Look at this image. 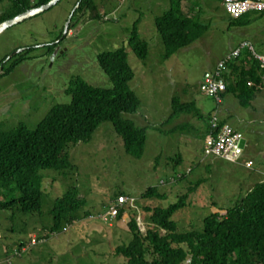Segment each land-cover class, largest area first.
<instances>
[{
	"label": "rangeland",
	"instance_id": "rangeland-1",
	"mask_svg": "<svg viewBox=\"0 0 264 264\" xmlns=\"http://www.w3.org/2000/svg\"><path fill=\"white\" fill-rule=\"evenodd\" d=\"M76 1L58 0L0 31V123L4 128L18 122L34 128L52 105L69 101L65 89L73 78L110 86L96 57L124 46L134 74L128 87L140 103L134 112L122 116L145 128L143 151L138 158L125 153L108 121L99 123L88 141L70 145L69 168L39 170L42 216L19 213L9 217V211H0V264H124L114 254V247L131 237L128 218L134 216L144 233L152 226L144 207H165L184 193L186 205L172 214L180 227L200 228L209 212L224 213L225 207L249 190V184L244 185L246 170L238 163L241 157L230 163L204 153L205 128L214 110L241 132L242 152L254 158L258 147L264 150V94L242 106L228 92L217 105L213 97L199 90L204 76L241 41H248L254 52L264 55V10L247 11L239 16L245 24L229 26L221 0H184V12L197 17L206 28L198 39L165 56L154 21L171 0H96L97 18L89 9L74 12ZM7 6L8 1L1 0L0 17ZM133 29L146 42L144 58L125 43ZM23 49L24 60L3 75L13 60L7 58ZM244 51L254 59L246 48L237 57ZM259 71L262 78L260 67ZM173 97L182 104L193 103L201 117L193 115L192 107L191 112L180 111L170 118ZM153 185L164 198L139 197ZM72 186L85 201L78 213L81 217L58 232L49 231L48 210L54 198ZM119 195L125 197V202L118 203L120 217L100 220L96 213ZM83 212L95 216L82 217ZM17 246L20 256L15 253Z\"/></svg>",
	"mask_w": 264,
	"mask_h": 264
},
{
	"label": "trees",
	"instance_id": "trees-1",
	"mask_svg": "<svg viewBox=\"0 0 264 264\" xmlns=\"http://www.w3.org/2000/svg\"><path fill=\"white\" fill-rule=\"evenodd\" d=\"M7 1V9L0 22L49 0ZM171 1L169 8L154 21L162 38L165 56L198 39L206 28L197 17L181 11L180 0ZM96 7V0H77L74 12L82 13L89 9L92 17L97 18ZM227 16L229 26L247 22ZM125 43L138 57H146V42L139 38L135 29L130 31ZM24 50L13 58L3 75L24 60ZM96 60L110 86L92 85L82 78H73L65 89L70 96L69 101L52 105L34 128L23 122L4 128L0 123V211H9V217L19 213L27 217L42 216V176L39 170L63 171L69 168V146L78 141H88L101 122H110L121 138L125 153L140 157L145 128L122 116L123 113L134 112L140 103L128 87L134 74L127 62L124 46L102 52ZM222 78L225 89L220 96L223 98L231 92L242 106L248 105L254 92L261 88L259 67L246 51L226 63ZM178 100L177 97L171 98L170 118L180 111L189 113L194 107L193 103L182 104ZM194 114L201 117L198 109ZM172 161L174 164L178 162ZM189 188V191L193 189ZM164 195L153 185L139 197L164 198ZM186 195L184 193L165 207L145 206V211L149 212L146 219L152 226L145 228L144 233L139 230L135 217L130 216L127 227L131 237L128 242L115 245L114 254L121 256L124 264H264V181L254 183L232 205L225 207L224 213L209 212L202 218L200 228L180 227L179 222L172 218L176 210L186 205ZM84 204V198L77 194L74 186L54 198L48 210L52 222L48 226L49 231L58 232L63 225H70L81 217L78 213ZM121 212L118 207V218ZM83 214L82 217L91 215L89 212Z\"/></svg>",
	"mask_w": 264,
	"mask_h": 264
},
{
	"label": "built area",
	"instance_id": "built-area-1",
	"mask_svg": "<svg viewBox=\"0 0 264 264\" xmlns=\"http://www.w3.org/2000/svg\"><path fill=\"white\" fill-rule=\"evenodd\" d=\"M225 12L232 18H237L247 11H263L264 0H221ZM248 49L253 58L258 61L259 67L262 70L261 83L264 86V55L254 52L252 45L248 41H241L237 47L225 53V55L217 61L212 72L206 74L202 79L199 90L207 96L213 97L215 103H222L220 93L224 91L225 84L222 78V71L227 62L233 60L239 54L240 50ZM250 83V82H249ZM242 136L240 132L233 129L228 123L220 122L217 116V111L212 112L211 118L208 121V129L204 138V153L205 155L218 156L221 159L237 163V159L241 157ZM250 161H245V166H250ZM125 197L119 195L115 204H111L108 208L99 213L97 216L104 222H109L117 214L118 203L125 202ZM20 250H15L19 252ZM18 254V255H19Z\"/></svg>",
	"mask_w": 264,
	"mask_h": 264
},
{
	"label": "crops",
	"instance_id": "crops-1",
	"mask_svg": "<svg viewBox=\"0 0 264 264\" xmlns=\"http://www.w3.org/2000/svg\"><path fill=\"white\" fill-rule=\"evenodd\" d=\"M186 1V0H185ZM184 0H180V7H181V11L184 12L183 10V3ZM185 13V12H184ZM186 14V13H185ZM262 89H264V86H262L261 88H258L257 91L254 92L253 94V98H255L258 94H264V90L262 91ZM262 91V92H261ZM224 99V97H223ZM251 99V100H252ZM222 104V103H221ZM220 104V105H221ZM220 120L222 122H226V118L222 117L220 118ZM229 124V123H228ZM230 125V124H229ZM231 126V125H230ZM207 127L208 125H206V128H205V134L207 133ZM233 129L237 130L234 126H231ZM238 132H240L239 130H237ZM241 134V132H240ZM244 143V141H243ZM245 161H250L251 162V165L250 166H245L244 165V162ZM239 164H241L244 169L246 170V172L244 173V179H245V183L244 185L247 186V184H249V187L248 189L254 184V183H257V182H260V181H264V150L261 149V148H257L256 152H255V156L254 158H252L251 156L245 154L244 152H242V155H241V158H240V161L238 162ZM189 170V168H186L185 171ZM184 171V172H185ZM202 179H200L199 182H201ZM197 181V183H199ZM162 182H160L161 184ZM247 189V190H248ZM246 193V192H245ZM244 193V194H245ZM238 198V197H237ZM236 200V198H235ZM114 200H111L110 201V204L113 202ZM109 203H107L108 205ZM90 214V213H89Z\"/></svg>",
	"mask_w": 264,
	"mask_h": 264
},
{
	"label": "water",
	"instance_id": "water-1",
	"mask_svg": "<svg viewBox=\"0 0 264 264\" xmlns=\"http://www.w3.org/2000/svg\"><path fill=\"white\" fill-rule=\"evenodd\" d=\"M58 0H49L47 1L46 3L42 4V5H39L37 7H32V8H29L17 15H15L14 17H11L9 19H6L4 21H2L0 23V31L2 29H4L5 27L15 23V22H18L28 16H31L33 14H36V13H39L47 8H49L50 6L54 5ZM66 31V30H65Z\"/></svg>",
	"mask_w": 264,
	"mask_h": 264
},
{
	"label": "clouds",
	"instance_id": "clouds-1",
	"mask_svg": "<svg viewBox=\"0 0 264 264\" xmlns=\"http://www.w3.org/2000/svg\"><path fill=\"white\" fill-rule=\"evenodd\" d=\"M219 120H220V118H219ZM220 121H221V120H220ZM221 122H222V121H221ZM207 125H208V123H207ZM207 129H208V128H207ZM205 135H206V134H205ZM114 202H115V201H114ZM111 204H113V203H111ZM111 204H110V205H111ZM114 204H115V203H114ZM117 206L119 207V205H117ZM118 207H117V208H118ZM98 214H99V213H96V215H98ZM91 215H92V214H91ZM92 216H94V215H92ZM51 235H52V234H51ZM46 236H49V232L47 233ZM45 238H46V237H45ZM43 241H44V240H43ZM41 242H42V241H41ZM19 245H21V244H19ZM17 249L20 250V247L17 246ZM26 250H27V249H26ZM20 254H21V253H20ZM20 254H19L18 256H20ZM14 255H15V254H14ZM9 263H10V262H9Z\"/></svg>",
	"mask_w": 264,
	"mask_h": 264
},
{
	"label": "bare ground",
	"instance_id": "bare-ground-1",
	"mask_svg": "<svg viewBox=\"0 0 264 264\" xmlns=\"http://www.w3.org/2000/svg\"><path fill=\"white\" fill-rule=\"evenodd\" d=\"M75 7H76V6H75ZM36 14H37V13H36ZM33 15H34V14H33ZM243 141H244V140H242V149H241V153H242V150H243V147H244V143H243ZM240 155H241V154H240ZM212 156H214V155H212ZM216 157H218V156H216ZM219 158H220V157H219ZM238 160H239V158L237 159V161H238ZM227 162H228V161H227ZM230 163H232V162H230ZM250 165H251V164H250ZM106 209H107V208H106ZM106 209H105V210H106ZM105 210H104V211H105ZM104 211H103V212H104ZM100 213H102V212H100ZM89 216H92V215H88V217H89ZM94 216H95V215H94ZM96 216H97V215H96ZM97 217H98V216H97ZM113 219H114V218H113ZM111 220H112V219H111Z\"/></svg>",
	"mask_w": 264,
	"mask_h": 264
},
{
	"label": "flooded vegetation",
	"instance_id": "flooded-vegetation-1",
	"mask_svg": "<svg viewBox=\"0 0 264 264\" xmlns=\"http://www.w3.org/2000/svg\"><path fill=\"white\" fill-rule=\"evenodd\" d=\"M57 42H58V41H57ZM23 50H24V49H23ZM16 56H17V55H15V56L12 55L11 58H15ZM24 57H26V54L24 55ZM7 59L9 60L10 57H8Z\"/></svg>",
	"mask_w": 264,
	"mask_h": 264
}]
</instances>
